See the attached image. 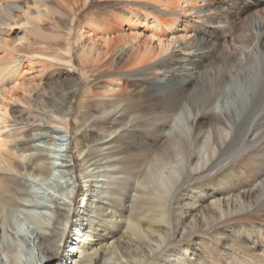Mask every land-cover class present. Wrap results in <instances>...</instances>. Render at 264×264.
<instances>
[{"label":"bare ground","instance_id":"1","mask_svg":"<svg viewBox=\"0 0 264 264\" xmlns=\"http://www.w3.org/2000/svg\"><path fill=\"white\" fill-rule=\"evenodd\" d=\"M200 1L156 0L159 14L153 16L155 32L149 36L132 29L134 34L128 36L117 34L96 40L79 28L76 44L82 63L99 58L93 65L109 76L103 94V104L107 101L109 105L95 119L99 123L114 121L110 128L93 135L90 142L95 146L87 149L78 137L74 146L70 139L72 100L79 83L69 90L64 107L53 102L44 83L29 79L36 63L74 69L72 45L56 55L27 53L30 69L24 71L27 64L20 62L18 51L23 37L16 46L0 42L4 52V56L0 54V83L16 75V106L26 105L21 116L11 122L8 111L12 91H1L0 85V264L20 261L24 250L10 242L9 228L15 230L13 238L19 234L16 216L23 208L27 210V198L34 200L30 186L38 177L43 181L51 178L57 160H61L57 168H62L61 175L68 180L54 187L60 195L53 203V222L44 230H36L33 243L26 246L31 259L25 264H111V260L117 261L115 264H148L158 260L152 257L155 249L171 242L172 233L183 234L182 228L192 232L222 215L264 209V0H226V6H204ZM193 24L202 30L200 36L190 34ZM4 25L11 26L1 20L0 30ZM220 26L234 34L235 52H227L217 39L222 34ZM116 55L121 56L119 66L114 65ZM207 57L212 59L208 68L203 66ZM247 70L254 77L253 90L243 94L238 117L233 110H226L223 99V111L217 113L215 108L227 85ZM128 72H140L143 80L152 76L156 84L164 82L166 86L150 92L146 87L134 91L129 87L138 80L126 78ZM188 113L193 115L192 120ZM182 116L188 121V130L177 120ZM159 117L165 122L156 124L157 130H147L146 121ZM81 126L76 129L77 135ZM63 133L69 145L63 149L65 156L59 153V157L52 146L63 140ZM7 143L13 146L3 150ZM75 152L82 160L79 172L86 178L82 193L85 205L76 214L80 222L75 224V238L58 259L74 225L81 188L77 185ZM247 158L257 170L247 173L240 186H229L232 175L239 177L240 171L232 174L228 170ZM90 177L101 179L95 185ZM218 177L223 179L220 185H211ZM203 199L207 204L200 210L198 204ZM143 203L144 207L140 205ZM118 226L121 229L116 231ZM226 238L231 250H239L237 264H248L251 259L252 264H264V249L257 253L256 247L240 244L238 231ZM204 247L197 245L193 253L186 247L175 264H202L196 256L198 249L206 252ZM209 250L213 247L208 246ZM208 258L213 259L212 255Z\"/></svg>","mask_w":264,"mask_h":264},{"label":"rangeland","instance_id":"2","mask_svg":"<svg viewBox=\"0 0 264 264\" xmlns=\"http://www.w3.org/2000/svg\"><path fill=\"white\" fill-rule=\"evenodd\" d=\"M141 1H143V3H131L127 0H79L78 3H73L67 0H0V21L6 20V22L11 24L10 27L4 25L2 28L3 31L0 30V42L5 41L16 46V41L17 43L20 42V39L23 37L24 40H21L22 43L18 44V51L21 52L20 62H22V64L24 63L25 65L27 64V66L23 69L24 71L30 69V64L26 56L27 53L42 52L56 55L61 51H65L69 43L72 45L74 53L73 55L76 63V67L74 69H71L63 64L48 63L49 65L47 64L44 66L41 63H36L35 65L37 66H34L36 67L34 68L35 70H30L32 73L29 78L36 82L41 81L44 83L48 88L49 95L53 102L57 106L61 105L64 107L67 105L65 101L68 98L69 90L76 83H79V90L76 92L75 98L72 100V136L70 138L72 139V146H74V141L78 137L79 142H82L84 149L91 148L92 146L94 147V142H90V139H93V135L95 133L101 132L102 129L110 128L114 122L113 120L108 119L105 121V123H99L98 119H95L96 116L102 113L103 108H106L109 105L107 101L103 104V101L105 100L103 94H105L106 91L105 80L108 79L109 76L101 73L103 68L93 65L94 63L99 62V58H93V60H89L86 65L82 63L76 44L79 28L82 27L85 33L93 36V38L96 40H102L117 34L128 36L134 34L133 30H136L137 33L149 36L151 33H153V31L155 32L151 22L153 21V16L159 14L157 12L158 10L156 6H160V4H157L156 0ZM208 3H211L212 6H216L217 4L226 6L227 1H200V5L205 6L208 5ZM25 10L28 12V15L24 12ZM12 16L15 19H13ZM130 19L132 20L128 21ZM190 28L191 35H201L202 30L200 31L194 24L193 27ZM227 30V28L220 26V32L222 34H219L217 39H219L220 43L223 44V49L226 48L227 52L232 53V51L235 52L234 45L236 44L237 46V41H235L236 39L234 34ZM157 32L159 36L160 31ZM193 37L194 36H192L189 41H191ZM0 54L1 56H4V52L1 49ZM210 59L211 58L208 57L205 58L203 66L208 68L212 60ZM120 62L121 56L116 55L114 65L119 66ZM38 70H40V72H38ZM204 70L205 69L202 68V72ZM142 72L145 73V71ZM139 73L128 72L125 74V77H128L130 81H133L134 79L135 81L138 80L136 81L138 84H134L129 87L130 89H134V91L139 92L146 87V89L149 88L148 91L150 92L154 89L158 90V87L160 89L163 86H166L163 84L164 82L156 84L157 82H155L156 80L152 76L148 80H143V77L141 78V75H138ZM146 73H148V71ZM203 75L204 77H207V79L209 78V76H206L205 74ZM253 78L254 77H252L250 70H247V73L243 72L238 77H236L234 82L227 85L225 88L224 93L221 95L218 102L219 107L217 106L215 111L217 113H222L223 109L220 105L223 99L226 110L228 112L233 110L235 112V117L237 118L239 115L238 113L240 112V104H242L244 101L243 94L246 92L250 93L253 90ZM0 85L2 86V90L0 89L1 91H12V101L8 111L9 120L12 122L13 119L16 120V116H21V113H23L21 110L24 108L23 106H26L23 105V103H21V107L16 106V75L6 77L2 83H0ZM188 115L189 119L192 120L193 115L191 113H188ZM26 116L27 115H24L23 118ZM149 116L151 117V115ZM177 120L180 121V124L183 125L186 130H188L189 124L185 116H182ZM38 122L39 121H37V123ZM164 122L165 119L163 117H159L157 120L150 119L146 121L145 127L147 130L156 129V124H162ZM81 123V127L83 128L77 135L75 132L78 125ZM230 125L231 124L229 123V126ZM230 127L232 128V125ZM60 139L63 140H57L56 144L52 146L54 150L57 149L58 152L54 153L59 157H61L60 154H64L65 156L66 152L64 150L69 145V141L67 140L68 136L66 133H63ZM124 141H127V139ZM35 143L42 144L41 141H35ZM12 146V144L7 143L2 148L3 150H9V148ZM128 148L123 150L124 155L128 154ZM74 156L76 157V165L78 168L77 176L79 178V182L77 185H79L81 188L77 199V205L75 206L76 209H74V225L69 232L68 240L63 246L62 256L57 257L58 259L63 257V255L69 249L71 239L75 238L74 233L77 232V226H75V224L80 222L77 220L78 217H76V214L78 213V210L83 208L85 205V202H83L82 193L86 190V178H84L79 172L80 168L82 167V160L81 158H78L76 152ZM55 164L57 170H54V173L52 176H50L51 178L43 181L38 177L36 179L37 181L30 186L29 191L34 197V200H32L31 197L27 198L25 201L29 204L27 210L23 208V211L16 216L17 221L20 223V226L16 229L19 234L13 238L12 233L13 231L15 232V230L9 228L11 231L9 234L10 242L14 245L20 244L23 247H21V249L24 250L22 251L21 257L18 258V261L20 260L18 264H25L30 261L31 258L27 254V244L33 243V238L35 237L37 231L44 230L45 225H50L53 222V203L60 195L54 187H56L59 182H65L68 180V178L66 179L65 177H62V168H57L58 165H61V160H57ZM241 167H244L245 169H241ZM255 168V164L248 160V158L237 163V165L229 169L228 172L234 174V171H240V176L235 177L232 175L233 179L229 183V186L234 188L240 186L242 182L246 181V178L248 177L247 173L252 174L257 170ZM1 176L2 173L0 172V177ZM29 179L32 180L33 177H29ZM90 179L93 181V184L97 185L96 181L98 179L100 180L101 178L90 177ZM222 180L223 179L218 177L213 182H211V185L217 187L220 185ZM72 181L73 179L71 182ZM204 201L205 199L201 200V203L198 204L202 206L199 208L200 210L205 204H207V202ZM140 205L143 207L145 206L144 203ZM41 218L45 221V223H42ZM86 223L87 222H85V224ZM120 229L121 227L118 226L116 231H119ZM234 230L240 233V244L256 247V252L258 251L257 253H262L264 249V209L255 210L251 208L249 210H240L222 215L221 217L216 218V220L214 219V221L210 224L199 225L197 228L193 229L192 232L191 230L185 231L182 228L181 231L183 234L172 233L170 235L171 242L168 244L162 243L158 250L155 249V254L152 257L158 258V260L154 262L153 259L148 264H175V261L178 259V254H181L186 247H189L190 253H193L197 245L207 247H204L206 248L207 253L204 251L202 252V249H198L196 258L200 257L202 264H237L236 262L238 260L239 250H231L229 248V242L226 238V236L228 234L231 235ZM208 246H212L213 251H207ZM34 252H36L35 255L37 256V249L34 250ZM208 255H212L213 259L209 260ZM241 255L246 256L242 253ZM57 258L56 261L58 262ZM198 261L199 260H197V262ZM115 262L117 261L111 260V264H115ZM252 262L253 260L251 259L248 264H252ZM73 263L74 261L72 264ZM84 263L85 262H82L80 264Z\"/></svg>","mask_w":264,"mask_h":264}]
</instances>
